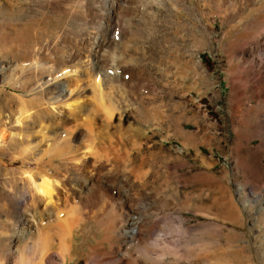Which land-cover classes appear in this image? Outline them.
Here are the masks:
<instances>
[{
    "label": "rangeland",
    "instance_id": "374dc122",
    "mask_svg": "<svg viewBox=\"0 0 264 264\" xmlns=\"http://www.w3.org/2000/svg\"><path fill=\"white\" fill-rule=\"evenodd\" d=\"M84 18L108 41L112 74L98 80L102 95L89 77L87 100L62 106L70 122L55 126L25 102L32 98L21 96L17 74L13 88L0 82V119L8 137L28 139L23 149L35 156L54 152L52 136L68 139L85 154L81 174H92L91 199L115 203L117 211L84 214L81 228L75 214L18 213L45 201L20 203L19 174L35 166L11 161L7 137L0 148V207L9 208H0V264H120L119 244L131 255L122 264H264V0H0V58L19 63L23 52L71 35L70 23L82 34ZM4 72L9 81L13 74ZM107 144H120L126 160L116 162ZM62 195L54 199L60 208ZM114 218L140 220L136 235L116 242Z\"/></svg>",
    "mask_w": 264,
    "mask_h": 264
},
{
    "label": "bare ground",
    "instance_id": "6f19581e",
    "mask_svg": "<svg viewBox=\"0 0 264 264\" xmlns=\"http://www.w3.org/2000/svg\"><path fill=\"white\" fill-rule=\"evenodd\" d=\"M113 3L114 2H112L111 4L108 5L111 12H114L115 8H116V7L114 8ZM71 5H68V6L71 7ZM40 7H41V4H40ZM184 7H186V6H184ZM260 11H262V10H260ZM93 12H95V11H93ZM93 12L91 11V15L97 13V12L96 13H93ZM85 21H86V19H85ZM93 24H94L93 22L89 23L86 21L84 27H82V29H81L84 32L82 34H80V33H78V29L76 28V26L74 24L70 23V25L72 27L71 26H69V27L74 29V30H72L71 35L60 33V35H57V37L55 39L50 40L48 43L46 42L45 44H40V45L37 44L38 46H35L31 51L29 50L30 52L25 51V52H23V54L19 55V60H20L19 63L16 62L14 64L13 60L8 59L7 57H5L6 59L0 58V82L5 83L6 86L13 88V84L15 83V81L17 79H19L17 77L18 76L20 77V75H21L23 78V82L19 86L21 88V91H22L21 96L24 95V93H23L24 91H26V92L28 91V93L30 92L29 96L32 99L29 100L28 102L27 101H25V102L30 103V104H31V102L34 103V105L37 107V108H35L36 114H37L36 116L39 117V119L40 118L41 119L42 118L43 119L49 118L50 122H52L55 126H57L58 124L63 126L65 124L69 123L70 122L69 116H66L64 114L63 110H61L62 106L72 107L75 105V101H76V103H78L77 102L78 99H82L83 102H85V100H87L85 98L84 93L88 89L87 84L85 85V82L88 80L89 77L90 78L92 77V80L94 81L93 85H92L93 92H97L99 95H102L101 94L102 93L101 84H100V82L98 83V80L101 79L102 83L105 81L107 82L108 78L112 74V73L111 74L109 73V68L107 67V64H106L108 62H106V60H105V58L107 59V57H105V54H104V52H105L104 46L108 43V41L105 40L104 38L98 39L97 35L93 31V29L95 28L93 26ZM79 32H82V31H79ZM107 56H108V54H107ZM6 69H10L11 73L13 74L12 78L9 81H5L4 75L6 72H4V71ZM17 74H18V76H17ZM17 98H19V100H21L20 97H17ZM63 98H65V99L62 101ZM93 100L95 103H96V101H98L97 99L95 101V98ZM17 102H18V104H20V106L23 105V100L17 101ZM93 103H91V104H93ZM77 106H80V105H77ZM22 109L23 108H20L17 111L16 116L13 119V123H15L17 125L21 124V121L23 118L22 115L24 114V111ZM149 110H148V112H149ZM154 110L155 109H153V111ZM149 114H151V113H149ZM150 117H152V116L150 115ZM39 119H38V121H39ZM74 120H76V119H74ZM0 122H1V128H0V148H1L3 143L5 142V140L7 139L8 135L10 134V132H8V130L5 128L6 124L3 121V119L2 120L0 119ZM48 128H50V130L51 129L52 130L57 129L53 126H50ZM73 128H74V126H73ZM59 133H61V132H59ZM71 133H72V131H71ZM80 135H81L80 132L79 133H75V132L73 133V137H75V138H78ZM119 139H120V137H119ZM27 141H28V139H25L24 137H22L21 139L15 137L14 133H12V135H10L8 137V141H7L8 149L12 150V153L14 152L13 155L11 156L12 157L11 161H17L23 165H27L28 160L31 159L33 161L34 166H35L34 170H28L27 169V170L20 172V174H19L22 176V177H20V181L22 182V185L20 187V194L23 196L20 203L22 204L28 200L37 201V200L42 199L45 201V206L42 208H39L38 206H31L30 205L29 207L20 208L18 210V213L24 214L25 211L28 210V211H31L33 213V215H37V216H43V215L50 213L52 211L54 213L56 212L57 215L75 214L76 216L73 219L74 224L77 223L79 228H81V226L86 223L84 216H87V215H84V214H89V215L91 214L94 217L98 213H102V212L103 213L104 212L112 213L113 211L115 212V210H116L115 203H113V204L108 203V204L103 205L105 202L104 201L103 204H101L102 206L101 205L98 206L97 205L98 203L96 202V200H92V199H94L93 198L94 197V194H93L94 191H93V188L91 187V185H92L91 175L92 174L90 173L88 178H84V176H82V174H81L82 173L81 172L82 171L81 163L85 162V160H84L85 154L78 156V154L76 153L77 147L69 144L68 139H66L65 137H63L59 134L52 136L49 139V141L53 145L52 151H54V152L49 151L50 150L49 149L47 151H44V153L42 151L41 155L37 154L38 156H35V154L37 153V152L35 153V151L29 152L27 149H25V148L23 149L24 144ZM108 141L109 140H107V142ZM109 142H111V141H109ZM103 145H106V144L104 143ZM107 145H109V144H107ZM120 146L121 145L119 144V146L117 148H115L112 145H109V147H110L109 149L107 146V153H108V151H110V153L112 152V158H114V160L116 162L121 163L125 159V154L122 152ZM103 148H102V150H103ZM21 149H23V150H21ZM100 149H101V147H100ZM30 154H31V156H30ZM103 154L105 155V152ZM3 167H5V164L3 165ZM62 170H65L66 176H67V172H73L74 174L75 173L76 174L71 175L72 176L71 178L65 177V175L62 173ZM68 175H70V174H68ZM54 176L58 177V180H57L58 182L56 180H54V178L51 179V177H54ZM7 182H10V181H7ZM16 182L17 181H15V180L11 181L12 191L9 194L13 195V191L16 192V190H17V183ZM82 194H83V196H82ZM61 195L63 197V202H64L63 208L58 207V205L55 203L56 200L54 201V199L58 200L61 197ZM80 197L83 200H80V201L76 200L75 201V199H77V198L79 199ZM80 202H81V204H80ZM48 205H51L52 206L51 208H53V209H50L48 207ZM122 206H123V204H122ZM122 206L121 207L117 206V209H118V207L122 208ZM0 208H1V210H5V211L9 210V208L5 207L4 205H1ZM23 209H25V210H23ZM115 218H114V220H115ZM139 221L140 220L135 221L133 218H131V221L125 223L128 225V229L125 228V230H124L123 229V226L125 225L124 222L121 221V219L119 221L115 220L116 225L114 226V223H113L112 227L114 228L113 230L115 232V234L113 236L116 235V237L118 239V240L116 239L117 240L116 242H118L120 240L119 238L126 237V236L128 238L132 239V234H133V236L136 235L134 233H136L135 232L136 231V225ZM25 225H28V224L24 223L22 226H25ZM129 225H131V227ZM28 227H29V225H28ZM109 227L110 226H108V228ZM148 229L146 228V230H148ZM146 230H143V231L145 232ZM111 233H113V232L111 231ZM144 234H146V233H144ZM151 236H153V235H151ZM147 238H148V236H147ZM149 238H151V237H149ZM161 239H162V237H161ZM158 240H160V239H158ZM158 240H156V242ZM162 242H163V240H162ZM126 243H128V242H126ZM116 247H117L116 252L120 254V257L118 256L119 258L117 260L120 264H122L123 262L127 261V256L130 255V254H128L129 251H127V253H126V251L123 252L121 250L120 244L118 246L116 245ZM110 250H113V249L110 248ZM126 250H127V248H126ZM153 253H154V251H153ZM156 253H158V252H156ZM112 258H114V257H112ZM62 259H64V258H62ZM156 259H157V257H156ZM160 259H162V258H160ZM129 260H131V259H129ZM133 260H135V259H133ZM162 260H159V258H158V261H162ZM103 261H104V259H103ZM111 261H113V259H111ZM135 261H137V260H135ZM131 262H130V264H132L134 261L132 263ZM108 263H109V261H108ZM113 264H114V262H113Z\"/></svg>",
    "mask_w": 264,
    "mask_h": 264
},
{
    "label": "crops",
    "instance_id": "0c3cea01",
    "mask_svg": "<svg viewBox=\"0 0 264 264\" xmlns=\"http://www.w3.org/2000/svg\"><path fill=\"white\" fill-rule=\"evenodd\" d=\"M261 96H262V93L260 94ZM260 100V102L259 103H261V102H263L264 100H261V99H259Z\"/></svg>",
    "mask_w": 264,
    "mask_h": 264
}]
</instances>
